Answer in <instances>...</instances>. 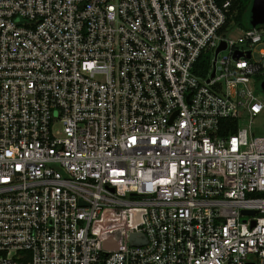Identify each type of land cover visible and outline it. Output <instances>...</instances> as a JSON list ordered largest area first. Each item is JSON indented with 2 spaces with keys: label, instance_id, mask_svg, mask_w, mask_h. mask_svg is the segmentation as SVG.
<instances>
[{
  "label": "built area",
  "instance_id": "1",
  "mask_svg": "<svg viewBox=\"0 0 264 264\" xmlns=\"http://www.w3.org/2000/svg\"><path fill=\"white\" fill-rule=\"evenodd\" d=\"M230 2L0 0V264H264V25Z\"/></svg>",
  "mask_w": 264,
  "mask_h": 264
},
{
  "label": "water",
  "instance_id": "2",
  "mask_svg": "<svg viewBox=\"0 0 264 264\" xmlns=\"http://www.w3.org/2000/svg\"><path fill=\"white\" fill-rule=\"evenodd\" d=\"M247 24L249 27L256 25H264V0H250L248 6ZM223 48V43L215 50ZM236 53L235 56H238ZM212 73L210 74V76ZM258 88L264 92V79L258 84ZM243 213L252 214L251 211H243ZM109 224V226H107ZM121 222L119 209H106L102 212L100 219L92 225V229L101 235V247L104 250H117L120 248L121 241ZM142 239L130 236L131 243H142Z\"/></svg>",
  "mask_w": 264,
  "mask_h": 264
},
{
  "label": "trees",
  "instance_id": "3",
  "mask_svg": "<svg viewBox=\"0 0 264 264\" xmlns=\"http://www.w3.org/2000/svg\"><path fill=\"white\" fill-rule=\"evenodd\" d=\"M249 3L250 0H231L226 22H233L240 28H248L247 18ZM199 62L201 63L202 61L200 60ZM221 123L223 127L222 130H220V134H226L228 131L232 132L235 130L234 126L230 123V120H222Z\"/></svg>",
  "mask_w": 264,
  "mask_h": 264
},
{
  "label": "rangeland",
  "instance_id": "4",
  "mask_svg": "<svg viewBox=\"0 0 264 264\" xmlns=\"http://www.w3.org/2000/svg\"><path fill=\"white\" fill-rule=\"evenodd\" d=\"M231 34H238L239 30L235 28V24L231 23ZM256 93L260 96V100L264 102V92H262L259 88H257ZM243 124H246V120H243ZM250 130L254 136H262L264 135V111L258 114L256 117L252 119L250 124Z\"/></svg>",
  "mask_w": 264,
  "mask_h": 264
}]
</instances>
